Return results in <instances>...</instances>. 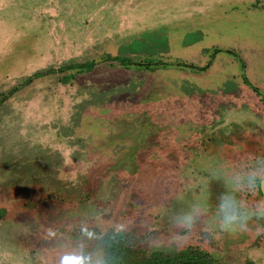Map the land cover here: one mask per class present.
I'll return each mask as SVG.
<instances>
[{"label": "rangeland", "instance_id": "obj_1", "mask_svg": "<svg viewBox=\"0 0 264 264\" xmlns=\"http://www.w3.org/2000/svg\"><path fill=\"white\" fill-rule=\"evenodd\" d=\"M244 67L264 94V0H0V264L79 250L112 264L115 248L130 264H264V218L219 227L232 178L264 170V106ZM231 110L242 120L228 126ZM196 206L194 225L177 227Z\"/></svg>", "mask_w": 264, "mask_h": 264}, {"label": "clouds", "instance_id": "obj_2", "mask_svg": "<svg viewBox=\"0 0 264 264\" xmlns=\"http://www.w3.org/2000/svg\"><path fill=\"white\" fill-rule=\"evenodd\" d=\"M232 180L233 191L225 193L219 201L218 213L221 218L219 227L226 232L248 231L250 229L249 221L252 217L264 218V200L256 202L253 207H247L237 199L235 193L240 190L250 193L258 192L261 185L264 184V170L258 169L239 173ZM205 211L206 209L203 207H193L177 218L176 226L190 229L197 217L203 215ZM256 231L264 232V225H257ZM58 264H104V260L83 250L66 251L59 256Z\"/></svg>", "mask_w": 264, "mask_h": 264}, {"label": "flooded vegetation", "instance_id": "obj_3", "mask_svg": "<svg viewBox=\"0 0 264 264\" xmlns=\"http://www.w3.org/2000/svg\"><path fill=\"white\" fill-rule=\"evenodd\" d=\"M218 52H226L227 54H231L232 55V58L233 59H237L238 60V64L239 65H242L243 66V61H242V58H240V55L238 54V52H232V51H229V50H225V49H215L214 51H213V54H217ZM217 56V55H216ZM227 58H228V56H226ZM117 58L118 57H107L105 60L106 61H111V62H117L119 65H122V66H126V65H134V66H139V67H149V66H152V65H154V66H159V65H161V64H165V63H160V62H156L155 64L154 63H150V62H144V61H132V60H129V59H126V58H121L120 57V60H117ZM91 65H89V66H86V67H83V68H80V69H84V70H91V69H93V66H94V62H89ZM88 63V64H89ZM83 64H80V66H82ZM239 65H237V66H239ZM73 68L72 69H79V67H77V66H79V65H71ZM65 69V68H64ZM64 69H62V70H64ZM65 70H71V69H65ZM242 70V69H241ZM244 71H245V67H244V70H242L241 71V78L243 79V82L245 83V85L247 86V87H250L251 88V90L253 91V95H255V97H257L260 101H261V105L262 106H264V94L260 91V90H258L257 88H255V87H253L252 86V84L249 82V80L246 78V76H245V74H244ZM223 72V71H222ZM221 72V73H222ZM224 74H226V73H222V76L224 75ZM43 76V72H40V73H36L35 75H33V76H31V77H29V79L28 80H31V79H38V78H40V77H42ZM245 80L246 81H248L250 84H247L246 82H245ZM246 105H248V103L246 104ZM248 109V111H249V116H250V119L249 120H251V119H257V116L255 115V108H247ZM233 113H235V111L234 110H231L230 111V113L228 114H226L225 116H223L224 117V119H222L221 121H223V123L225 124V125H231V124H236L237 122H238V124L240 123L239 121L240 120H242V119H235V121L233 122V123H231L230 122V120H229V118L232 116V114ZM239 113V112H238ZM233 118H231V120H232ZM245 120H247V121H249L248 119H247V116H246V119ZM245 120H243V121H241V122H245ZM257 120H262V118L258 115V119ZM251 122V121H250ZM253 122H255V120L253 121ZM252 122V123H253ZM228 123V124H227ZM252 123H250V125H249V127L251 128V130H249V133L250 132H252L253 133V131L254 130H252V127L253 128H255L254 126H253V124ZM259 124V123H258ZM260 125V124H259ZM231 152H233V154L231 153ZM248 152H250V150L248 151ZM229 153L233 156V158H236L237 160H242L243 158L242 157H239L238 155H237V153H239L238 151H233V150H231V151H229ZM247 158H248V161L252 158L251 156H247ZM238 162H240V163H242V166L244 165V161H238ZM249 163H250V161H249ZM230 171H234V169H233V167L230 169Z\"/></svg>", "mask_w": 264, "mask_h": 264}, {"label": "trees", "instance_id": "obj_4", "mask_svg": "<svg viewBox=\"0 0 264 264\" xmlns=\"http://www.w3.org/2000/svg\"><path fill=\"white\" fill-rule=\"evenodd\" d=\"M120 60V58H117ZM91 65L83 64L82 66H77L79 68H83ZM73 67L67 66L65 69H72ZM247 84H250L245 80ZM110 256L112 259V264H130L126 259V254L121 249H113L110 252ZM192 254L180 253L178 255H163L161 253L152 254L149 258H145L140 262H133L134 264H204L205 260L199 254L196 255L195 258H191Z\"/></svg>", "mask_w": 264, "mask_h": 264}, {"label": "water", "instance_id": "obj_5", "mask_svg": "<svg viewBox=\"0 0 264 264\" xmlns=\"http://www.w3.org/2000/svg\"><path fill=\"white\" fill-rule=\"evenodd\" d=\"M259 192L264 197V184L261 185Z\"/></svg>", "mask_w": 264, "mask_h": 264}, {"label": "crops", "instance_id": "obj_6", "mask_svg": "<svg viewBox=\"0 0 264 264\" xmlns=\"http://www.w3.org/2000/svg\"><path fill=\"white\" fill-rule=\"evenodd\" d=\"M252 80V79H251Z\"/></svg>", "mask_w": 264, "mask_h": 264}]
</instances>
